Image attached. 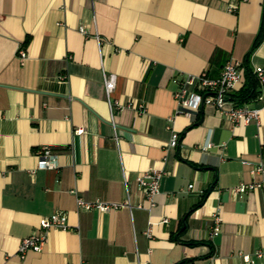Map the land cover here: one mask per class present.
Segmentation results:
<instances>
[{
  "label": "crops",
  "instance_id": "obj_1",
  "mask_svg": "<svg viewBox=\"0 0 264 264\" xmlns=\"http://www.w3.org/2000/svg\"><path fill=\"white\" fill-rule=\"evenodd\" d=\"M262 53L264 0H0V264H264V108L234 123L232 103L185 115L174 97L175 78L218 76L226 60L242 64L238 92ZM104 72L116 74L109 97ZM44 145L57 169L37 167ZM149 167L164 171L151 206L136 181ZM54 211L68 228L21 256Z\"/></svg>",
  "mask_w": 264,
  "mask_h": 264
},
{
  "label": "built area",
  "instance_id": "obj_2",
  "mask_svg": "<svg viewBox=\"0 0 264 264\" xmlns=\"http://www.w3.org/2000/svg\"><path fill=\"white\" fill-rule=\"evenodd\" d=\"M234 10V7L230 8ZM82 32H86L84 28H80ZM17 54L20 58H24L26 53L22 45L17 47ZM264 54V53H262ZM253 74L257 80L256 94L252 99H258L262 101V106L251 107L247 104H236L229 99V93L235 89L243 81V69L242 64L235 60H226L222 66L220 74L218 76H209L206 70H202L197 74H181L175 81L178 84L177 89L174 91V97L176 98L177 111L185 115L192 114L193 111L200 109L201 103H208L215 105L219 110H223L222 107L226 102L232 103L231 107L226 110L228 117L234 123H247L250 121H259V114L261 108H264V60L253 68ZM65 75L61 74L60 77L64 78ZM116 82V74L112 72L103 73V83L105 87V93L109 97ZM113 109V104L111 103ZM82 129H76L77 132H81ZM168 146L176 147L179 143V133L175 130H171L170 138L168 139ZM213 146V143L208 142L202 144V149H208ZM261 151H264V145L261 146ZM36 163L37 167L53 168L57 169L56 153L53 149L44 145L36 151ZM256 171L264 172V162H259L255 167ZM164 171L158 168L149 167L142 171L136 177V181L142 188L143 194L148 201V205L154 204V196L159 191L161 177ZM193 183L188 184V188H193ZM252 186V184H251ZM245 185H240L237 190L244 191ZM77 206L84 208H99L101 210H109L119 208L122 206H130L129 201L121 202H104L100 200L89 201L81 197L77 198ZM168 217H162L161 223H166ZM153 222H149L146 234H151V227ZM69 226L67 222V216L60 211H54L47 216H42L39 219V230L33 232L20 240L18 246V253L22 256L28 250L40 251L43 248L44 242L47 240V233L51 228L67 229ZM221 218L217 212L212 215V224L210 229V235H216L220 231ZM254 254L257 257H264V250L256 249ZM242 264H253L252 257L248 253H242Z\"/></svg>",
  "mask_w": 264,
  "mask_h": 264
},
{
  "label": "trees",
  "instance_id": "obj_3",
  "mask_svg": "<svg viewBox=\"0 0 264 264\" xmlns=\"http://www.w3.org/2000/svg\"><path fill=\"white\" fill-rule=\"evenodd\" d=\"M253 73V72H252ZM252 76V75H251ZM248 85L245 88H241L238 92L229 93V99L231 98L236 104H241L243 101H246L256 94L257 80L253 74L251 80L248 81ZM183 261L177 262L176 264H182Z\"/></svg>",
  "mask_w": 264,
  "mask_h": 264
},
{
  "label": "water",
  "instance_id": "obj_4",
  "mask_svg": "<svg viewBox=\"0 0 264 264\" xmlns=\"http://www.w3.org/2000/svg\"><path fill=\"white\" fill-rule=\"evenodd\" d=\"M204 103H201L200 110L202 111Z\"/></svg>",
  "mask_w": 264,
  "mask_h": 264
}]
</instances>
